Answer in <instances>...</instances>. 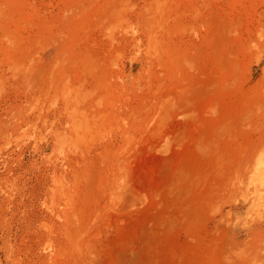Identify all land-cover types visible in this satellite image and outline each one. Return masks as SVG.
<instances>
[{
	"label": "rangeland",
	"instance_id": "1",
	"mask_svg": "<svg viewBox=\"0 0 264 264\" xmlns=\"http://www.w3.org/2000/svg\"><path fill=\"white\" fill-rule=\"evenodd\" d=\"M0 264H264V0H0Z\"/></svg>",
	"mask_w": 264,
	"mask_h": 264
}]
</instances>
